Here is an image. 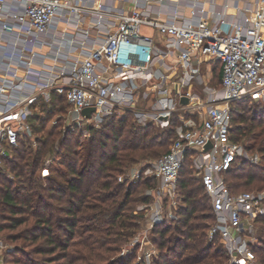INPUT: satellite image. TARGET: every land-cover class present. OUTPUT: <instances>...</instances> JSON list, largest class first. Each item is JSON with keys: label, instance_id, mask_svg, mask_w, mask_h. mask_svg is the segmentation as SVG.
I'll return each mask as SVG.
<instances>
[{"label": "built area", "instance_id": "2783aa9c", "mask_svg": "<svg viewBox=\"0 0 264 264\" xmlns=\"http://www.w3.org/2000/svg\"><path fill=\"white\" fill-rule=\"evenodd\" d=\"M0 0V166L21 139L34 140L29 117L37 100L63 97L66 127L84 135L111 116L130 113L141 125H170L174 137L152 165L128 174L156 180L145 229L131 240L142 248L155 224L173 220L182 204L179 171L190 161L210 199L226 264H262L252 253L264 190L230 192L224 173L241 161L256 164L231 135V104L264 103V0ZM146 29L147 31H144ZM218 62L217 88L204 101L174 92L203 80L201 65ZM182 95L189 98L179 104ZM92 107L89 116L83 109ZM197 112L198 117L192 115ZM60 116V115H59ZM210 143V147L205 146ZM48 174L47 167L42 169ZM121 176L118 179L121 180ZM9 251L0 236V258ZM145 259L156 254L150 247Z\"/></svg>", "mask_w": 264, "mask_h": 264}, {"label": "trees", "instance_id": "16d2710c", "mask_svg": "<svg viewBox=\"0 0 264 264\" xmlns=\"http://www.w3.org/2000/svg\"><path fill=\"white\" fill-rule=\"evenodd\" d=\"M60 99L53 95L50 103L41 102V113L29 117L34 140L21 139L0 166V233L8 230L3 234L8 240L30 246V253L16 247L8 254L9 264H127L112 256L133 235L140 215L126 209L133 183L119 182L116 177L140 159L156 157L159 151L154 146L165 145L161 154L166 152L174 137L176 118L162 134L154 131L152 123L138 124L128 112L107 118L99 128H89V134L84 135L78 128L62 127V115L49 124L57 108L64 113L57 105ZM245 107L252 109L248 115ZM231 124L232 138L249 151H256L259 161H241L226 170L228 190L243 191L237 188L241 184L260 182L264 186V103L232 102ZM256 138L260 139L255 146L250 140ZM47 153L52 158L47 164L48 174L43 176L39 172ZM239 173L248 174L242 178ZM153 181L140 179L147 186ZM263 186L252 189L261 190ZM177 191L182 204L176 218L155 224L151 230L152 244L158 249L153 264L227 261L219 238L207 239L214 215L189 160L179 171ZM257 222L262 224L264 235V215ZM251 251L264 264V240L252 244Z\"/></svg>", "mask_w": 264, "mask_h": 264}, {"label": "rangeland", "instance_id": "374dc122", "mask_svg": "<svg viewBox=\"0 0 264 264\" xmlns=\"http://www.w3.org/2000/svg\"><path fill=\"white\" fill-rule=\"evenodd\" d=\"M144 31H147L146 29H143ZM201 73L202 76H203V80H199V81H192L190 83V85L187 86V89L185 90L186 92H191L192 95H194V98H195V101H197V99L199 101H204V99L206 98V91H207V86H212V87H215L217 88L218 85H219V81H220V77L218 76V74H214V77L213 79H209L210 77V73L205 71L204 70V67L203 69H201ZM62 100L60 99L58 101V107L59 106H62L63 107V111L64 113L63 114H60L62 115L63 119H62V127L63 126H66V118L64 117V115L67 113L68 109H69V105L67 104V102L65 101V99L63 97H61ZM233 103H236V101H234ZM36 104L38 106V108L41 107V101L40 100H37L36 101ZM252 106V105H251ZM259 107H263V105H259ZM250 108V107H248ZM247 107H245V115H248L251 110H249ZM58 110V108H57ZM57 116V114H55L52 119L49 121V124L52 123L53 119ZM193 117H198L199 114L197 112H195L193 115ZM169 125L168 126H164V125H159V126H156L154 125V131L157 132V133H162L164 134V131L166 129H168ZM64 129V128H63ZM34 134V133H33ZM264 135V134H263ZM260 139V138H258ZM256 138V140H250V141H253L254 145H258L259 143V140ZM32 147H35V144H32ZM166 146L163 145V146H154L153 148L154 149H158L159 153L156 155V157H146L144 159H140V161H138L137 163H133L131 164L126 170H124V172L120 173L117 175L116 179L117 181L119 182H126V183H129L131 182V180L129 179L128 177V174L131 173V171H134L136 169H144L146 166L148 165H152L153 162L160 156V154L163 152V148H165ZM252 153H257L256 151H251ZM12 153V151H11ZM259 155V154H258ZM52 158V155H50V153H47L45 154L44 156V159H43V165L40 169V174L42 173V169L44 167H47V164L50 162V159ZM250 173V172H248ZM247 173V174H248ZM245 173L243 174H238V175H243L242 178H245V176L247 175ZM42 175V174H41ZM54 175L56 176H59V173H55L54 172ZM118 176H121V180L118 179ZM143 178V176L141 177ZM139 178L138 180H135L133 183V188H132V193H131V197H130V201L128 203V205L126 206V209H127V212H136L140 215V217H138V219L136 218V221L138 222V226L135 228V232L133 233L132 236H130L125 243H123L119 250L113 254L112 258L115 259V258H118V259H121V260H125L127 262V264H153V257L157 255L158 253V249L157 247L155 249L156 250V254L150 258L149 260L148 259H145L143 257V252L146 251V249L150 248V247H155L153 246L152 244V233H151V230L147 233V243L143 244L142 248H139L137 246H132L131 245V240L132 238L139 234V233H142L145 229V226H146V223H145V218H146V215L148 213V203H151L152 200H154V197L153 195H151L150 193L152 192V190H154V188L157 187V182L156 180L153 181V184L152 185H143L142 183H140V179ZM255 185L258 187V185H262V183H252V184H249V185H239L237 188L238 190H250V191H255L254 188ZM261 190H264V186L262 187ZM150 192V193H149ZM147 197V200H143V197ZM2 210H0L1 212ZM171 221V220H169ZM8 230H3L2 233H0V236H1V239H2V242L4 243V245H7V247L9 248V251H3L2 255H1V258H0V264H9L10 263V255L8 256L9 253H12L14 249H16V247H20V248H23L26 249V253H30L29 252V249H30V246H23L22 242L21 241H12V240H8L3 234H7ZM61 233V232H60ZM5 234V235H6ZM255 235L259 236V241L256 243V244H261L264 240V235H263V230H262V224L260 222H258L256 224V229H255ZM260 237H262L261 240ZM31 255V257H34V259H40L41 256L39 254H29ZM128 260V261H127ZM220 264H226V261L224 262H221Z\"/></svg>", "mask_w": 264, "mask_h": 264}, {"label": "crops", "instance_id": "0c3cea01", "mask_svg": "<svg viewBox=\"0 0 264 264\" xmlns=\"http://www.w3.org/2000/svg\"><path fill=\"white\" fill-rule=\"evenodd\" d=\"M223 2H224V0H216V4H217L216 6H217V8H221V5H222ZM203 67H204V70L205 71H207V72L210 73L209 79H213L214 74H217V73L220 74L221 73V71H220V65H219L218 62H214V61L208 60V61H205L201 65V69H203ZM169 87L171 89H173L174 92H178V91L185 92V90L187 89V86L184 87V86L180 85V82L178 80H176L173 83L170 82L169 83ZM53 95H56V94H53ZM57 96H59V95H57ZM39 110H41V107L39 108ZM40 113H41V111H39L38 114H40ZM55 114H57V116L60 115V113L58 112V110L55 111Z\"/></svg>", "mask_w": 264, "mask_h": 264}, {"label": "water", "instance_id": "95a60500", "mask_svg": "<svg viewBox=\"0 0 264 264\" xmlns=\"http://www.w3.org/2000/svg\"><path fill=\"white\" fill-rule=\"evenodd\" d=\"M189 101V98L185 95H182L179 99V104H185ZM92 107L90 108H85L83 109L82 113L86 116H89L90 112L92 111ZM210 147V143H208L206 146H205V149L209 148Z\"/></svg>", "mask_w": 264, "mask_h": 264}]
</instances>
